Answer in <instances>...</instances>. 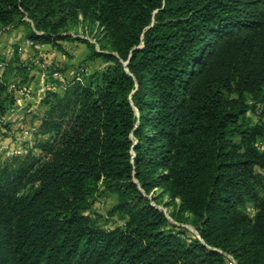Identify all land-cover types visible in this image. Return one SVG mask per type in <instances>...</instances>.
I'll return each mask as SVG.
<instances>
[{
    "label": "trees",
    "instance_id": "1",
    "mask_svg": "<svg viewBox=\"0 0 264 264\" xmlns=\"http://www.w3.org/2000/svg\"><path fill=\"white\" fill-rule=\"evenodd\" d=\"M75 10L115 53L89 44L106 64L47 93L43 158L0 161V264H264V123L244 119L264 114V0H0V22L26 17L35 45L86 42L57 32ZM159 184L189 218L150 203ZM104 192L122 226L94 217Z\"/></svg>",
    "mask_w": 264,
    "mask_h": 264
},
{
    "label": "rangeland",
    "instance_id": "2",
    "mask_svg": "<svg viewBox=\"0 0 264 264\" xmlns=\"http://www.w3.org/2000/svg\"><path fill=\"white\" fill-rule=\"evenodd\" d=\"M56 20V17L55 19ZM53 20V21H54ZM26 17L16 15L10 23L0 22V75L13 60L18 70L8 71L6 89L2 97L8 94L6 107L0 113V161L6 163L13 158L33 157L43 158L44 154L38 143L49 134L42 127L49 111L48 92L61 94L70 81L84 83L92 72L101 69L104 63L101 59H89V52L94 50L114 52L113 40L98 24L91 12L86 14L80 10L63 16L57 27L60 35H70L86 42L75 40H60L58 46L35 45L26 38ZM25 65L24 67H22ZM250 123H264L261 108L255 107L246 113L244 118ZM257 144L262 147V141ZM255 172L264 178V168H255ZM145 194V193H144ZM264 195V180L258 190V196ZM146 198L151 204L162 210L171 219L172 214L189 218L190 214L179 209V198L163 185L153 186ZM117 195L109 192L96 194L92 199L91 211L100 223L106 227L122 226L123 221L117 216L108 218L107 211L116 203ZM245 214L252 217L254 203L247 201L241 208ZM98 213V214H95ZM97 215H101L98 217ZM194 232L187 222L179 223Z\"/></svg>",
    "mask_w": 264,
    "mask_h": 264
}]
</instances>
